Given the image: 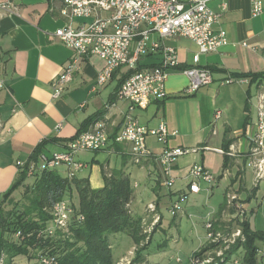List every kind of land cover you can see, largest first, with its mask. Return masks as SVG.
<instances>
[{
	"label": "crops",
	"instance_id": "1",
	"mask_svg": "<svg viewBox=\"0 0 264 264\" xmlns=\"http://www.w3.org/2000/svg\"><path fill=\"white\" fill-rule=\"evenodd\" d=\"M11 1L14 9L0 8V201L19 177L16 159L36 160L35 149L42 140L45 141L43 148L49 151L64 150L67 142L79 133L83 122L103 117L108 133L107 145L97 151L78 153L76 160L84 166L76 175L87 177L92 188L104 185L105 173L127 175L134 189L131 211L139 215L142 222L147 215V205L154 203L157 214L162 217L155 232L159 227L163 230L161 207L168 210L177 195L186 191L187 173L193 163H200L210 170L216 175V181L208 195L203 189L189 193L182 211L172 216L173 222L180 213H187L188 207L193 209L198 205L204 194L208 198L214 196L221 187V199L209 215L215 223L229 220L228 214L222 213L228 194H235L245 203L250 212L249 221L264 207L263 195L259 197L252 170L247 166L251 137L256 131V94L259 85L264 84V0L258 15L252 14L250 0H206L213 11L221 12L214 29H224L227 42L215 51L200 54L199 64L211 70L213 81L193 94H182L188 81L181 69L192 65L198 47L185 37L166 40L176 48L179 58V66L170 70L165 82L167 96L151 99L144 108L135 107L133 114L147 127H157L164 122L168 129L166 146L196 148L195 152L178 157L172 164L175 182L171 189L162 184L159 162L146 158L134 163L130 144L115 140L130 105L128 100L116 97L128 68L115 69L111 78L97 92L91 93L90 86L105 61L90 54L74 72L61 95L53 98L50 82L72 54L54 34L67 22V17L61 13L63 2ZM222 4H226L223 10ZM156 38L157 34L151 33L149 41ZM158 60V54L151 53L145 63L149 66ZM227 77L233 81L225 83ZM216 111L220 112L218 118H215ZM146 145L153 153L163 149V144L151 135L147 136ZM55 170L67 176L65 166ZM26 180L24 183L32 182ZM221 182L225 184L221 186ZM200 185L206 187L204 182ZM210 211L202 217V224ZM250 225L252 227L251 222ZM203 240L201 238L199 244Z\"/></svg>",
	"mask_w": 264,
	"mask_h": 264
},
{
	"label": "built area",
	"instance_id": "2",
	"mask_svg": "<svg viewBox=\"0 0 264 264\" xmlns=\"http://www.w3.org/2000/svg\"><path fill=\"white\" fill-rule=\"evenodd\" d=\"M250 1L252 14H260L263 8L262 0ZM225 7L226 4H222L221 10ZM0 8L10 11L14 6L11 0H6L0 2ZM61 13L67 17V22L58 27L54 34L60 42L71 49L72 54L62 71L50 82L52 97L61 95L74 72L81 68L82 61L90 54H96L105 61L94 84L90 86L91 93L97 92L111 78L115 69L125 66L131 70L116 92L117 99L128 100L130 105L124 114L123 125L115 140L130 144V155L134 163H140L146 158L159 162L163 174L162 184L165 188L171 189L175 182L171 174L172 164L178 157L195 152L196 148L166 146L168 135L166 124L161 122L157 127L144 126L133 114V109L144 108L151 99H164L167 96L166 79L170 70L179 66L176 48L166 43L169 38H189L198 47V52L192 57V65L181 69L188 81L182 94H193L213 81L211 70L199 64V56L201 53L215 51L227 42L226 31L221 28L214 29L221 12L213 11L206 0H63ZM151 33H156L157 38L149 41ZM151 53H157L159 60L148 66L145 59ZM231 81H233L231 77L224 80L225 83ZM256 98V131L251 137L247 159V166L252 170L254 185L264 179V84L259 85ZM219 115L220 112L216 111L215 118ZM150 135L163 144L161 152L153 153L147 147L146 138ZM107 141L106 122L103 117H99L87 129L70 139L64 150L49 151L42 147L37 153L36 160L16 159L15 166L19 174H24L27 178H33L42 171L59 166H65L67 177H73L84 166L83 162L76 160L77 154L103 149ZM216 178V175L200 163H193L187 173V189L177 195L168 208L169 213L175 216L181 212L182 202L187 199L189 193H198L203 189L208 195ZM201 182H204L206 187L201 188ZM226 205L237 209L238 221L245 220L248 209L235 194L227 195ZM147 211L154 213V221L160 218L154 203L147 205ZM211 212L203 221L204 240L195 252L209 245L207 249L215 248L213 255H206L210 252L207 249L202 252L204 255L201 258L196 257L193 252L190 264L224 262L231 244L237 238L241 240L240 242L245 239L241 227L232 232L214 229L215 222L209 217ZM73 213L69 201L56 202L51 209V220L46 227L37 231V238H52L58 234L68 233ZM79 218H82V215H79ZM14 236L22 238L23 235L17 230ZM211 244L213 246L210 247ZM176 261L180 262V259L177 258ZM39 262L54 264L56 257L39 255ZM238 262L237 259L233 260L234 264ZM0 264H14V262L8 260L5 252H1Z\"/></svg>",
	"mask_w": 264,
	"mask_h": 264
},
{
	"label": "trees",
	"instance_id": "3",
	"mask_svg": "<svg viewBox=\"0 0 264 264\" xmlns=\"http://www.w3.org/2000/svg\"><path fill=\"white\" fill-rule=\"evenodd\" d=\"M130 72L128 70L126 76ZM98 118L87 119L79 132ZM44 144L42 140L37 145L35 154ZM26 178L20 173L0 201V253L5 252L9 261L21 255L40 264L39 255H54V264H113L114 251L108 234L118 232L125 233L139 246L129 264H139L144 260L143 251L151 243V237L146 244L139 245L146 235L142 232L141 217L131 211L134 189L127 175L105 173L104 185L100 188H92L87 177H67L55 169L42 171L32 178L31 183H24ZM20 187V201H13L12 193ZM60 200L69 201L74 210L69 232L52 238H37V231L48 225L51 209ZM5 204L12 207L6 210ZM216 226L214 223V229ZM241 228L245 239L231 246L224 262L240 249L243 250L242 264H262L258 258V243H264V230L253 229L248 219L241 222ZM17 230L21 231L22 238L14 236ZM208 247L194 251V255L201 257ZM224 262L219 261L218 264Z\"/></svg>",
	"mask_w": 264,
	"mask_h": 264
},
{
	"label": "rangeland",
	"instance_id": "4",
	"mask_svg": "<svg viewBox=\"0 0 264 264\" xmlns=\"http://www.w3.org/2000/svg\"><path fill=\"white\" fill-rule=\"evenodd\" d=\"M63 2V0H61ZM32 179L28 178L27 182H30ZM225 182H221L220 185L223 186ZM255 187L258 188L259 197L263 195L262 200L264 205V179L259 182V185L256 184ZM221 187L219 190H216L214 196L203 195L202 201L199 202L193 209L188 207L187 213L179 214L175 222H173V217L169 211L162 206L161 211L164 215L163 219V230L155 232L156 227L159 225L161 216L157 221H154V213L147 211V215L142 218V232L146 235L144 239L140 242V246L147 243L151 237V243L143 251L144 260L139 264H190L192 262L191 254L197 249L200 239L204 236V227L202 224V217H205L206 213L213 208H215L217 200L221 199ZM164 191V190H163ZM22 188L14 191L13 201H20L21 199ZM151 196V195H150ZM240 202V198L237 196ZM186 202H182V206ZM244 203V202H243ZM4 208L10 209L11 204L3 205ZM237 209L235 207H228L226 205L225 211L223 214H228L227 222L217 223L216 229L220 231L232 232L238 227H241L240 220L236 218ZM158 213V212H157ZM249 211L247 210L245 219L249 217ZM190 214V215H189ZM176 218V217H175ZM243 222V221H242ZM252 227L264 230V207L261 208L258 213L254 214L250 218ZM155 232V233H154ZM154 233V234H153ZM153 234V236H152ZM6 235V234H5ZM108 238L110 239L113 245L114 251V262L113 264H129L136 255V249L139 247L135 245L131 238L123 232L118 233H109ZM0 239H1V229H0ZM239 240L238 238L231 244H236ZM243 242V241H242ZM159 243L161 245H159ZM163 244V245H162ZM259 244L258 258L262 264H264V243ZM230 246V248H231ZM213 248V247H211ZM207 249L210 252L206 255H213L214 249ZM229 248V249H230ZM194 250V251H193ZM204 255V254H203ZM202 255V256H203ZM201 256V257H202ZM199 257V258H201ZM243 250L238 249L236 252H233L230 255V258L224 262V264H234L233 260L237 259L240 264H242ZM179 258L180 262H177L176 259ZM14 264H38L35 259H29L25 256H16L13 259Z\"/></svg>",
	"mask_w": 264,
	"mask_h": 264
}]
</instances>
